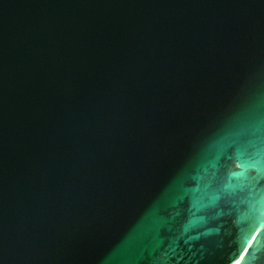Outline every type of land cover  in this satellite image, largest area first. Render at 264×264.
I'll list each match as a JSON object with an SVG mask.
<instances>
[{"label": "water", "instance_id": "1", "mask_svg": "<svg viewBox=\"0 0 264 264\" xmlns=\"http://www.w3.org/2000/svg\"><path fill=\"white\" fill-rule=\"evenodd\" d=\"M244 252L264 264V0H0V264Z\"/></svg>", "mask_w": 264, "mask_h": 264}, {"label": "snow or ice", "instance_id": "2", "mask_svg": "<svg viewBox=\"0 0 264 264\" xmlns=\"http://www.w3.org/2000/svg\"><path fill=\"white\" fill-rule=\"evenodd\" d=\"M255 166L254 163H245L243 161L240 162L241 172L239 173V176L241 177V184H240V190L248 191V194L250 196L257 195L261 191H259L256 186L250 181L248 177V171ZM227 188V186H225ZM222 195V193H217L216 196Z\"/></svg>", "mask_w": 264, "mask_h": 264}, {"label": "bare ground", "instance_id": "3", "mask_svg": "<svg viewBox=\"0 0 264 264\" xmlns=\"http://www.w3.org/2000/svg\"><path fill=\"white\" fill-rule=\"evenodd\" d=\"M250 243V242H249ZM246 252V251H245ZM245 252L242 254V256L233 264H243L244 258H245Z\"/></svg>", "mask_w": 264, "mask_h": 264}]
</instances>
